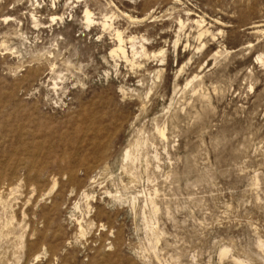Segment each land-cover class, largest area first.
Wrapping results in <instances>:
<instances>
[{
  "label": "rangeland",
  "instance_id": "1",
  "mask_svg": "<svg viewBox=\"0 0 264 264\" xmlns=\"http://www.w3.org/2000/svg\"><path fill=\"white\" fill-rule=\"evenodd\" d=\"M0 196V264H264V0H0Z\"/></svg>",
  "mask_w": 264,
  "mask_h": 264
},
{
  "label": "bare ground",
  "instance_id": "2",
  "mask_svg": "<svg viewBox=\"0 0 264 264\" xmlns=\"http://www.w3.org/2000/svg\"><path fill=\"white\" fill-rule=\"evenodd\" d=\"M86 21L88 22V23H92V20H91V16H90V13L89 12H87L86 13ZM202 34V33H201ZM118 37V46H117V49L115 50V52H119L120 54H122L124 57H126L127 56V52H126V49H125V47H124V43H125V40H123V38L120 36V35H118L117 36ZM126 44V43H125ZM132 49H133V47H132ZM133 54H134V51H133ZM135 55V54H134ZM9 195V194H8ZM0 198H1V201H3V199H2V197L0 196ZM12 224V223H11ZM3 233V232H2ZM1 234V233H0Z\"/></svg>",
  "mask_w": 264,
  "mask_h": 264
}]
</instances>
